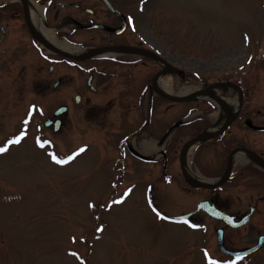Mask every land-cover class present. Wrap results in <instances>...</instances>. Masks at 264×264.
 <instances>
[{"label": "rangeland", "instance_id": "obj_1", "mask_svg": "<svg viewBox=\"0 0 264 264\" xmlns=\"http://www.w3.org/2000/svg\"><path fill=\"white\" fill-rule=\"evenodd\" d=\"M86 1L87 7L97 5L94 0ZM110 1L114 5L129 2L123 6L125 14H133L130 7L138 8L137 19L132 16L136 21L141 19L138 37H142L143 45L180 71L181 77L166 73L170 96L213 84H238L245 95L246 110L242 114L259 130L235 121L223 141L229 148L242 143L264 154V0ZM29 4L37 5L32 0ZM97 11V20H105L104 11ZM31 54L35 59L33 71L29 66L21 67V63L14 67L15 71L25 70L19 72L27 74L25 78L16 79L15 72L0 74V148L5 149L0 153V264H264V251L245 260L222 258L216 247L215 228L219 225L210 220L201 218L196 224L165 219L193 209V200L208 192L186 190L182 177L169 186L152 180L157 186L151 190L149 183L159 177V166L138 164L142 169L135 175L126 171L123 174V161L116 158L122 154L116 148L118 136L112 132L134 126L133 115L130 125L123 127L120 116L106 107L97 113L82 112L74 103L81 76L70 66L45 64L36 51ZM145 62L142 77L158 68ZM61 76L66 77L64 84L53 89ZM147 89L146 81L142 97L146 93L149 97ZM225 90L237 99L238 91ZM97 97L88 98L91 103L113 99L110 90ZM154 100V111L142 136V150L137 145L148 157H160L159 150L166 146L179 153L197 130L219 119L211 100L173 104L168 112L165 109L170 102ZM210 103L212 112L208 111ZM63 104L69 110L61 118L62 130L55 134L43 128V121ZM203 114H208L205 122L179 127L161 145L157 143L158 135L168 126L185 120L183 117L187 120ZM113 124L117 125L114 130ZM217 147L206 143L190 150L184 166L188 172L192 170L194 180L213 185L221 179L225 160L223 150ZM234 152L251 154L241 148ZM53 157L67 162L54 163ZM234 162L235 169H239L246 160ZM245 176L239 175L236 184L227 185L234 211L246 212L257 196L264 195V190ZM254 180L260 181L261 176ZM263 209L248 226L231 234L226 232L228 240L235 242L229 244L230 248L253 244L255 231H263ZM157 213L164 218H158ZM207 250L214 257L204 255Z\"/></svg>", "mask_w": 264, "mask_h": 264}, {"label": "flooded vegetation", "instance_id": "obj_2", "mask_svg": "<svg viewBox=\"0 0 264 264\" xmlns=\"http://www.w3.org/2000/svg\"><path fill=\"white\" fill-rule=\"evenodd\" d=\"M31 1V0H30ZM37 5L31 6L39 7L41 9V19L42 26L46 30H51L53 32V37L56 41L65 43L71 48H76L81 50L83 53L76 55V59L67 58L58 54H51L47 50V45L56 48L52 44H50L43 36H41L38 31L35 29L34 24L32 22L29 6L27 0H0V74H11L15 72V78L18 76L25 78L24 73L25 70H14L21 63V67L29 66V70L34 65L35 59L31 54V51H36L41 57L42 61H45V64H51V61L54 64H62L64 66H70L68 68L74 69L78 75L81 76V82L78 84V89L80 91L75 93L74 100L75 104L79 109L84 113L86 110L90 111L92 114L93 111L96 113L99 111H104V107L106 109L111 110L113 113H117L120 118V125L123 127L130 125L131 116L133 115L134 120H136V124L128 129H121L120 127L117 130L116 124H113L112 129L115 132L112 134L118 136L117 146L116 148L122 152V154L117 155L116 158L122 159L123 163V174L126 171L129 175H135L142 167H138L139 165H149V166H159V177L156 179H151L149 183V187L152 190L157 185L154 184L152 180H159L165 186H169L178 183L180 177L186 179V167L184 166L185 160L180 156L181 148L178 150L170 149L166 146L163 150H159L160 157H148L143 154L140 150H142V136H145L147 132L146 124L147 121H150V116H152V112L154 111V103L157 100L163 102V98L154 93L153 90V79L161 74L163 71H171L170 75L173 77H178V70H173V67L164 66L159 61L155 60L152 55H148L147 51H150L149 48L143 45L142 37L138 35L140 30V17L139 21H136V17L138 15V8L130 7L131 12L133 14L124 13L125 3H116L113 4L112 1L108 0L109 4L112 6L111 9L108 4L104 0H94L97 4L96 7L89 6L86 0H32ZM121 6H120V5ZM138 4V3H137ZM97 8L104 11L105 20L98 21V11ZM133 10V11H132ZM137 12H135V11ZM136 19H133V16ZM107 27L116 32H110L107 29L99 28L98 26ZM76 36H79L81 39H75ZM99 42H102L100 44ZM95 48H107L109 49L108 56L102 57H86L84 58L85 51L95 49ZM62 51V50H61ZM65 54L73 56L65 51H62ZM50 55H54L55 57H50ZM54 59V60H53ZM152 62L155 65L157 64L158 68L154 70V73L151 75H147L142 77V67H144L145 62ZM55 61V62H54ZM167 61V60H166ZM60 62V63H56ZM28 65H27V64ZM168 63V61H167ZM143 65V66H142ZM13 67V68H12ZM42 67V66H41ZM28 70V71H29ZM43 71V68H42ZM37 72H39L37 70ZM53 72V67L50 66L48 68V73L51 74ZM65 76L58 77L56 81L53 83V89H57L64 84L66 79ZM84 78V82L82 79ZM147 81L148 89H150L149 97L147 93L142 97V84ZM47 86H50L49 84ZM51 87V88H52ZM33 88V87H32ZM50 88V87H48ZM44 88V89H48ZM43 89V90H44ZM111 91V96L113 99L94 102L88 98L98 99L97 96L102 92ZM148 92V91H147ZM89 95L86 97V95ZM155 96V97H154ZM142 99H143V108H142ZM93 100V99H92ZM146 100V101H145ZM173 104L169 105L166 112H168ZM60 106H67L66 104ZM218 111V108H215ZM69 107L67 106L68 112ZM213 108L210 107L208 111L212 112ZM246 109L242 107L237 112L236 116L233 119V124L235 121H249L246 119L244 114H242ZM87 111V112H88ZM243 111V112H242ZM191 113V110L188 112V115ZM143 114V115H142ZM204 115V114H203ZM202 117L190 118L186 120H181L184 123L179 127H190L195 122H205L204 115ZM210 115V114H209ZM138 117V118H136ZM123 118V119H121ZM142 119L144 122H142ZM179 122V120L177 121ZM230 126L227 130L221 134L219 137H216L208 142L201 143L197 148H200L202 145L214 144L215 148H219L223 150V159L225 160L224 166L220 172V177L224 176L226 172L229 171L228 178L225 182H222L216 188H205V189H195L191 186L186 185V190L190 189L192 191H207L206 195L199 197L197 200H193V209H188L184 213H190L196 209L198 204L202 202L205 203V207H214L215 209L228 214L230 216L235 217V222L241 221L244 217H246L250 211L251 215L248 218L245 226H248L253 219H251L254 215H258L261 211V208L264 207V195L257 196L255 198V202L253 205H248L247 211L239 212L238 210H232V205L230 204V200L228 199L227 185L232 186L237 183V179L239 175L244 177L246 180H250V183H253L256 188L264 190V154L262 152L256 150H250L246 145L242 143H236L235 147L229 148L228 142H224V136L228 133ZM253 125V123H251ZM212 124L207 123L199 130H197L193 138L198 135L203 129L210 127ZM245 125V124H244ZM64 126V120L62 119V127ZM171 127L168 126L164 132L158 135L157 143L161 145L164 139L170 135L174 130L165 135L168 129ZM178 127V128H179ZM261 127V126H260ZM53 126L47 130H52ZM176 128V129H178ZM249 128V127H247ZM264 128V127H263ZM250 130L252 128H249ZM166 132V133H165ZM257 132V131H256ZM264 132V131H263ZM261 132V133H263ZM165 133V134H164ZM165 135V137L163 136ZM164 138V139H163ZM140 150H138V146ZM241 148L247 152H250L249 159H245L246 163L240 167L239 169H235V154L233 153L234 149ZM194 158L192 159L194 166ZM190 162V164L192 163ZM176 163V164H175ZM178 163V164H177ZM175 164V167L173 165ZM183 165V166H182ZM197 168V166H195ZM190 169V168H189ZM179 170V171H178ZM116 172H121L118 167H115ZM191 172V173H190ZM189 173L192 175V170L190 169ZM261 176V180H254L255 177ZM194 177V176H193ZM263 178V179H262ZM191 198V197H190ZM193 199V198H192ZM261 203V206L259 205ZM207 204V205H206ZM192 205V204H191ZM264 210V209H263ZM261 215V214H260ZM261 219L262 225L264 227V214ZM207 219L212 221L213 223L219 225L215 228V233H217L218 229H223L221 233V244L227 251L236 252V251H244L254 247L258 241L259 237L264 238V228L263 231L256 230L255 238L253 240V244L248 247H233L230 248L229 244H235L232 240H228L229 234L232 231H237L240 228H232L226 227L224 222L221 220L214 219L204 213L202 210L194 213L188 220V222L199 224L200 220L198 219ZM198 222V223H197ZM216 235V234H215ZM228 235V236H227ZM218 237L216 235V247L218 250V254H221L222 258H231L234 260H245L249 258H253L254 256L260 254L264 251V242L262 247L250 254L242 256L240 259H235L227 253H224L220 250V245L218 241ZM228 240V241H227ZM264 240V239H263ZM204 255H208L209 257H214L211 255L210 251H204Z\"/></svg>", "mask_w": 264, "mask_h": 264}, {"label": "bare ground", "instance_id": "obj_3", "mask_svg": "<svg viewBox=\"0 0 264 264\" xmlns=\"http://www.w3.org/2000/svg\"><path fill=\"white\" fill-rule=\"evenodd\" d=\"M28 1V6H29V13L32 19V22L34 24L35 29L38 31V33L43 36L45 38V40H47L50 44H52L53 46H55L57 49H60L62 51H65L69 54H72L74 56L79 55L81 53H83L81 50L76 49V48H71L70 46L66 45L65 43L56 41V39L53 37V32L50 30H46L45 28H43L42 26V19H41V9L39 7H34L32 8L30 6L29 3H31L30 0ZM108 53H102L99 56H108ZM167 75L166 74H160L155 78V89L165 95H172V92L168 86V80H167ZM190 89H186L185 91H182L180 94H178V96L180 98H186L188 97L189 94H191L192 92H190ZM198 99H215L217 100L216 102H218V115H219V119H218V123L217 125L212 128V130H210L211 132H215L217 129H219V127L221 126V124L223 123L224 119L226 118V116L231 115L237 108V100L235 98H232V96H230L229 93L226 92V90L219 86L216 87L215 89H213L212 91H210L209 93H198L196 96ZM214 100V101H215ZM148 145H145V147H147ZM194 146V144H192V146L190 147V149ZM155 150H157V148H154ZM241 156V157H240ZM236 159H249L250 156L246 153L243 152H238L235 155ZM186 173H187V177L189 179H192L193 176L188 172V169H186Z\"/></svg>", "mask_w": 264, "mask_h": 264}, {"label": "water", "instance_id": "obj_4", "mask_svg": "<svg viewBox=\"0 0 264 264\" xmlns=\"http://www.w3.org/2000/svg\"><path fill=\"white\" fill-rule=\"evenodd\" d=\"M105 2L107 3V1L105 0ZM108 4V3H107ZM109 7H110V5H108ZM110 8H112V7H110ZM107 29V28H106ZM109 31H111V32H116V31H114V30H112V29H108ZM47 49L48 50H50L51 52H53V53H56V54H59V55H62V56H65V57H68V58H74V57H72V56H69V55H67V54H64L63 52H61V51H59V50H57V49H54L53 47H51V46H48L47 45ZM107 49V48H106ZM105 48H98V49H95V50H93V51H90L84 58H86V57H89L90 55H96V54H100L101 52H103L104 50H106ZM219 86H221V87H232V88H234V89H238L236 86H234V85H232V84H229V83H226V84H223V85H216V84H214V85H211L210 87H208V88H206V89H203V90H198V91H195V92H193L191 95H189L188 97H186V98H173V97H170V96H167V95H165V94H162V93H160V92H158L157 90H155V92L158 94V95H160V96H162L163 98H165V99H167V100H170V101H172V102H187V101H191V100H193V98H194V96H196L198 93H200V92H202V93H209L210 91H212L214 88H216V87H219ZM217 100H215V102H216ZM217 104H218V102H216ZM239 107H241V101H239V104H238V108ZM65 107H61V108H59L56 112H55V114H54V116L55 117H58V116H60L64 111H65ZM232 119H233V116L232 115H228V116H226V121H225V123H224V125L222 126V128L220 129V130H217L216 131V133H210V131H204V132H202L198 137H196L195 139H193L192 141H190V142H188V143H186L184 146H183V149H182V152H181V157H183L184 158V156H185V154H186V150L189 148V146L191 145V144H193V143H195V142H205V141H207V140H210V139H212L213 137H215V136H217V135H219V134H221L223 131H224V129L230 124V122L232 121ZM52 122H51V120H47L45 123H44V125L45 126H49L50 124H51ZM56 129H55V132H57L58 130H59V124H60V121H57L56 123ZM249 126H250V124L249 123H247ZM252 129H254V130H259V129H257L256 127H253ZM226 175H227V173H226ZM192 185H194V186H197V187H205V185H203V184H200V183H195V182H190ZM216 186V185H215ZM206 211L208 212V213H210L212 216H214V217H216V218H222V219H224V220H227V218L228 217H226V216H224V215H222L221 213H216V214H214L212 211H210L209 212V209H206ZM185 218H187V217H177V218H173L174 220H183V219H185ZM241 224H243L242 222L241 223H237V224H234L233 225V227H237V226H240ZM219 243L221 244V242H220V240H219ZM257 249V247H255V248H253V249H251V250H249L247 253H249V252H252V251H254V250H256ZM223 250V249H222ZM224 251V250H223ZM224 252H226V251H224ZM226 253H228V252H226ZM232 255H234L235 257H237V256H241V255H239V254H232Z\"/></svg>", "mask_w": 264, "mask_h": 264}, {"label": "snow or ice", "instance_id": "obj_5", "mask_svg": "<svg viewBox=\"0 0 264 264\" xmlns=\"http://www.w3.org/2000/svg\"><path fill=\"white\" fill-rule=\"evenodd\" d=\"M9 143H12V141H10ZM5 151V149L4 148H0V153H2V152H4ZM80 151L81 152H83L84 151V149L83 148H81L80 149ZM72 159V157L70 156V157H68V160H71ZM53 161H54V163H57V164H64V163H66L67 161H65V160H60V159H56L55 157H53ZM91 206V205H90ZM157 217L158 218H161V219H163L164 217H162L159 213H157Z\"/></svg>", "mask_w": 264, "mask_h": 264}]
</instances>
